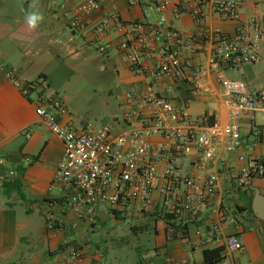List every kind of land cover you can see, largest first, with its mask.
I'll use <instances>...</instances> for the list:
<instances>
[{
  "label": "crops",
  "instance_id": "1",
  "mask_svg": "<svg viewBox=\"0 0 264 264\" xmlns=\"http://www.w3.org/2000/svg\"><path fill=\"white\" fill-rule=\"evenodd\" d=\"M90 1L0 0V264H199L204 259V249L219 246L224 247V258L214 264H264V222L249 211L255 192H264V181L257 178L251 189L237 185L244 165L238 158L240 151L219 150L217 192L197 219L180 206V198L172 199L167 212L162 213L159 186L153 192V206L145 215L128 205L119 211L124 218H117L107 204H101L95 224L77 212L66 211L58 214L62 224L53 229L47 226L43 206L47 198L61 196L53 179L64 143L36 110L52 98L65 101L64 96L49 88L48 62L78 61L85 67L96 66L104 76L114 78L107 90L110 119L101 124L110 127L114 134L143 123L144 116L131 122L126 119V113L138 110V106L127 105L125 93L144 90L148 84H153L177 107H186L195 118L225 123L222 86L212 63L215 34H231L239 22L260 18L264 13V0H239L237 19L218 14L210 2L172 0L163 13L165 27L195 37L192 48L178 44L184 49L185 74L177 79L167 75L154 77L164 58L162 43L156 44L151 56L143 54L141 69L133 70L119 47V31L107 33L105 40L110 47L106 51H101L95 41L94 24L112 11L119 12L129 24H142L151 33L162 14L153 12L146 17L144 9L158 0H97L99 7L87 12ZM197 14L204 17V23L196 20ZM31 15L37 17L34 26L28 22ZM263 63L264 55L257 62L225 70L224 76L242 80L248 89H258L264 81L255 69L260 66L259 73ZM200 67L206 70L204 77L212 88L211 94L199 96L193 92V75ZM11 72L14 79L28 85V93L14 82ZM115 91L120 94L119 99L113 98ZM66 109L59 116L62 123L78 127L88 122L69 106ZM261 120V112L244 115L243 134ZM255 153H264V146H258ZM200 157L196 150L177 156L185 174L203 181L208 170ZM124 221L138 226V234L133 228L126 233L120 227ZM217 225L220 231L216 230ZM128 233L140 240L154 237V243L145 250L142 241L130 246L124 239ZM232 233L243 242L242 250H233L226 244L224 236ZM120 243L137 252L136 260H107ZM73 250L80 252L78 259L71 258Z\"/></svg>",
  "mask_w": 264,
  "mask_h": 264
},
{
  "label": "built area",
  "instance_id": "2",
  "mask_svg": "<svg viewBox=\"0 0 264 264\" xmlns=\"http://www.w3.org/2000/svg\"><path fill=\"white\" fill-rule=\"evenodd\" d=\"M201 1L210 2L220 15L239 17V0ZM171 2L158 0L145 7L146 17L153 12L162 14L151 33L146 32L142 24L127 23L117 11L105 13L94 24L98 48L108 50L107 33L119 31V47L125 59L131 69L139 70L142 55L151 56L156 44L162 43L164 58L154 77L167 75L181 79L185 74L182 64L184 49L178 44L192 48L195 37L192 34L183 36L176 28L165 27L163 13ZM97 7V0H91L86 11ZM196 20L205 21L198 14ZM262 55L264 13L260 18L239 22L231 34H215L212 63L222 86L225 123H209L206 119L195 118L186 107H177L170 98L159 93L153 84H148L141 91L125 93L127 105L138 106V110L126 113V119L131 122L144 116V121L140 126L118 134H114L107 125L91 121L78 127L62 123L59 116L67 109L60 99H49L37 107V114L64 143V153L53 179L61 196L47 198L43 206L47 226L53 229L62 224L58 214L66 211L77 212L90 224H95L101 204H107L113 211L131 205L145 215L153 206V192L159 186L163 198L162 213L167 212L172 199L180 198V206L192 219H197L217 192L219 150L240 151L238 158L244 162L236 179L240 188H253L257 178L264 181V153H255L258 146H264V86L251 90L242 80L224 76L225 70L257 62ZM205 73L206 70L200 67L193 75L192 89L196 95L212 93ZM10 77L24 93L29 92L28 85L14 79L12 72ZM251 112H261L262 120L255 121L248 134H243L242 117ZM194 150L200 154L208 170L203 181L185 174L178 164V154H190ZM10 173L14 174L13 171ZM215 228L220 231L219 225ZM224 238L231 249H243V242L237 234H228ZM79 256L80 252L73 250L71 258L78 259Z\"/></svg>",
  "mask_w": 264,
  "mask_h": 264
},
{
  "label": "rangeland",
  "instance_id": "3",
  "mask_svg": "<svg viewBox=\"0 0 264 264\" xmlns=\"http://www.w3.org/2000/svg\"><path fill=\"white\" fill-rule=\"evenodd\" d=\"M62 63V62H61ZM58 61L48 62L47 69H49L50 77L49 84L50 89L57 91L59 94L64 96L65 101L60 98L65 106H69L71 111L77 116H80L81 119L86 121H91L95 124H103L105 120L108 121L110 117L107 115L109 113L107 100L110 96L107 92L108 86L113 83L114 78L110 76H104L96 66H86L82 65L80 62H72L68 60L61 64ZM261 69L259 73L257 72L258 68L255 69L257 76L261 81H264V63L261 64ZM124 90V88H123ZM120 95V94H119ZM119 95L117 91L113 94V98H118ZM105 115H107L105 117ZM105 117V118H104ZM111 213L115 215V212L111 210ZM116 216V215H115ZM117 217V216H116ZM118 218V217H117ZM119 218H124L123 216ZM125 224V226H124ZM123 226L121 228L125 229V232L131 228L138 234L140 231L138 226L134 223H128L127 221L122 222ZM119 226V225H117ZM136 226V229L134 228ZM136 231H138L136 233ZM124 239H126L125 244L133 246L137 240L141 242L142 248L148 249L152 243H154V237L141 238L135 237L128 233ZM124 244V245H125ZM137 252L132 251V247H123V244H119L111 250L107 256V260L113 263H122L127 259L130 261L136 260ZM149 259V256H147Z\"/></svg>",
  "mask_w": 264,
  "mask_h": 264
},
{
  "label": "trees",
  "instance_id": "4",
  "mask_svg": "<svg viewBox=\"0 0 264 264\" xmlns=\"http://www.w3.org/2000/svg\"><path fill=\"white\" fill-rule=\"evenodd\" d=\"M252 198H253V196H252ZM249 211L251 213H253L252 200L250 201ZM114 212H115V215L118 218L121 217L119 211H114ZM134 228L136 229V226ZM223 250H224V247L223 246H219V247H215V248H206V249H204V251H203L204 259L199 264H214V263L220 262L224 258Z\"/></svg>",
  "mask_w": 264,
  "mask_h": 264
},
{
  "label": "water",
  "instance_id": "5",
  "mask_svg": "<svg viewBox=\"0 0 264 264\" xmlns=\"http://www.w3.org/2000/svg\"><path fill=\"white\" fill-rule=\"evenodd\" d=\"M252 209L255 215L264 222V192L257 190L253 196Z\"/></svg>",
  "mask_w": 264,
  "mask_h": 264
},
{
  "label": "clouds",
  "instance_id": "6",
  "mask_svg": "<svg viewBox=\"0 0 264 264\" xmlns=\"http://www.w3.org/2000/svg\"><path fill=\"white\" fill-rule=\"evenodd\" d=\"M37 20V17L35 15H31L29 18H28V22L30 25H35V22Z\"/></svg>",
  "mask_w": 264,
  "mask_h": 264
}]
</instances>
